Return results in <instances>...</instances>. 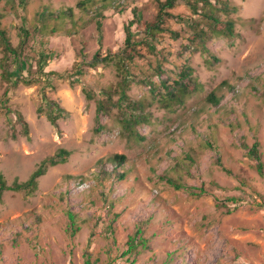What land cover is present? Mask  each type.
<instances>
[{
    "label": "rangeland",
    "instance_id": "374dc122",
    "mask_svg": "<svg viewBox=\"0 0 264 264\" xmlns=\"http://www.w3.org/2000/svg\"><path fill=\"white\" fill-rule=\"evenodd\" d=\"M79 1H88L91 15L101 11L106 17L100 40L92 25L83 35L86 65L97 50L104 55L121 46L132 7L146 19L157 12L155 0H127L123 12L117 6L123 0H28L26 17L70 7L80 28L89 15L77 7ZM227 1L237 8L230 14L236 36L208 37L206 44L218 63L206 65L200 53L181 51L184 39L173 41L161 33L156 47L163 48L165 74L154 81L172 75L186 57L202 91L169 111L151 101L147 88L132 84L130 98L151 103L150 124L138 128L142 141L121 137L116 110L101 118L105 129L95 135V104L86 101L82 85L55 81V90L46 92L66 112L56 128L37 113L35 87L9 90L8 107L22 115L29 133L22 135L19 125L12 131L0 112V175L6 184L26 181L60 149L70 155L64 164L47 169L32 196L3 193L0 264H84L86 253L91 264H264V0ZM0 12L1 26L16 45L15 8L1 0ZM172 12L188 14L184 4ZM164 27L178 29L172 21ZM81 47L75 37H50L48 48L56 58L48 70L70 69ZM140 53L139 68L158 63L144 46ZM131 70L137 72L133 65ZM119 80L114 62L99 63L86 68L83 83L97 90ZM5 88L0 79V96ZM210 93L219 98L218 106L206 102ZM254 142L263 176L243 147ZM114 155L125 157L122 166L109 162ZM112 170L124 178L101 174ZM166 179L183 189L176 190ZM217 203L224 206L217 208ZM139 227L146 247L122 255L128 236Z\"/></svg>",
    "mask_w": 264,
    "mask_h": 264
},
{
    "label": "trees",
    "instance_id": "16d2710c",
    "mask_svg": "<svg viewBox=\"0 0 264 264\" xmlns=\"http://www.w3.org/2000/svg\"><path fill=\"white\" fill-rule=\"evenodd\" d=\"M27 1L9 0L15 8L18 18V43L16 45L12 44L6 30L1 26V19L4 15L0 12V79L6 84L5 90L0 96V112L12 131L15 125H19L22 135L26 137L29 133L28 124L19 112L12 111L8 107L9 90L18 86L35 87L40 100L37 113H43L46 120L56 128L57 121L65 118L66 112L56 102L50 100L46 92L55 90V81H67L71 87L76 84L82 85V92L86 101L94 102L95 127L93 133L95 135L102 133L105 129V125L101 123V118L110 116L112 111L116 110L117 125L121 137L134 142L142 141L144 137L139 134L138 128L150 124L151 114L148 107L151 103L148 102L147 98L131 99L128 91L132 84L147 88L151 101L156 102L160 108L169 111L173 107L182 106L187 99L202 91V85L194 76L195 71L189 66L186 57L183 58L184 63L182 65L175 67L176 70L172 75L154 81L155 76L165 74V69L161 63V61H166L164 51L163 48L156 47L160 44L161 33H168L173 41L184 39L186 43L180 46L181 51L188 52L190 56L200 53L204 57L205 64L209 66L218 63L219 60L207 48L208 37L232 40L236 36V20L232 19L230 14L236 12L237 8L230 5L227 0H155L157 12L150 18H144L138 12L137 6L131 8V18L123 26V41L116 52L107 50L103 55L100 50H97L93 53L91 62L86 65L83 48L87 46V42L83 39V35H85L86 28L92 25L99 40L102 38L103 22L106 18L103 13L100 11L91 15V11L87 7L88 1H79L76 4L77 7L89 15L87 21L80 28L77 27L73 9L70 7L51 12L39 11L31 20H28L26 17ZM103 1L110 4L116 2V0ZM126 1L118 2V11L127 10L129 5L125 4ZM179 4H184L188 14L179 13L175 15L172 12ZM168 21L176 24L178 29L164 27ZM249 22H253V20ZM60 33L67 37H75L82 44L71 68L63 72L48 70L49 63L56 58V53L48 48L49 38ZM141 46H144L157 57L158 63L156 65L149 64L144 69L137 66L136 61L142 58ZM180 54V52L177 53L183 57ZM112 62H114L120 77L115 86L97 90L85 87L83 78L87 67L92 68L99 63L109 64ZM131 65L137 68L136 73L131 70ZM206 102L216 107L220 100L214 93H210L206 97ZM11 137L14 139L15 134L12 133ZM208 146L210 145L208 144ZM243 147L248 149V157L256 162L257 173L263 176L259 144L254 142L249 148L246 145ZM69 155V151L58 150L52 157L43 160L24 182L14 180L8 185L3 176L0 175V201L6 191L19 193L25 197L32 196L37 190L38 179L45 174L47 169L64 164ZM108 160L114 167L122 166L125 157L114 155ZM101 163L102 161H99V164ZM224 171L229 173L226 169ZM111 172H102L101 174L114 175L116 179L120 180L124 178V173L118 175L115 170ZM166 181L176 190L183 189L182 185L171 180L166 179ZM200 193L202 192L200 191ZM223 206V203L216 205L217 208ZM69 217L73 219L72 214H69ZM76 230L78 228H75L73 232ZM146 242L142 237V229L137 228L132 235L128 236L125 243L126 249L122 255L136 253L138 246L146 247ZM85 256L84 264H91L90 255L86 253Z\"/></svg>",
    "mask_w": 264,
    "mask_h": 264
}]
</instances>
